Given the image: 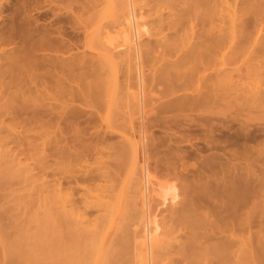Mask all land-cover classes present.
Returning a JSON list of instances; mask_svg holds the SVG:
<instances>
[{
  "label": "rangeland",
  "instance_id": "obj_1",
  "mask_svg": "<svg viewBox=\"0 0 264 264\" xmlns=\"http://www.w3.org/2000/svg\"><path fill=\"white\" fill-rule=\"evenodd\" d=\"M123 1H125V0H0V127H1L0 128V136H1L0 137V156H2V158L0 159L1 160L0 161V179L2 180V181H0V184H1V187H0V196L1 197L0 198L3 197L2 199H0V264H13V263H15V258L10 257L8 255L9 250L12 249V246H13L15 239H17V237L19 235L32 237V235H34L35 232L40 229L39 228L40 222L39 223L37 222L38 220H40L43 217L42 212L40 210H38L40 200L46 196V194H45L46 192H47V195H48V191H49V194L52 193V186L54 185V183H56L55 185H57L58 181L63 180L64 178L68 179L67 175L71 176L76 171V169L79 167L77 165L78 163L76 164L78 167L74 168L73 170L70 167L69 168L66 167L70 163V162H68L69 160L67 161V164L65 163L64 166L62 163L61 164L59 163L60 166H58V163H56V162H60V161L57 160L58 159L57 156H54L53 157L54 160H53L51 155H50V153H52L54 151V149L56 151L55 153H57V151L60 150L58 148V146L62 145V144L58 143L57 137L59 136L58 135L59 133L57 130L55 131V127L56 126L59 127L58 125L60 123H58L56 125V123L59 121H57L56 117H54V115L56 116L57 112L58 113L60 112L61 107H62L61 103L67 104L66 110H67V108L69 109V108H73V107H74L73 109L78 108L77 110H79V111H80V109L81 110L84 109V107L81 103L82 100L80 98L77 99L76 101L72 102V103L69 100L66 103L67 100L65 101V99H64L65 102L60 101L63 98L61 96H58L59 91L60 92L66 91L67 93L68 92L71 93V91H74V89L77 90V88H78V86L76 85L77 82H75V84H74V82L71 79L68 80V77L77 78L79 76L77 79L81 78L80 76H82V74H80V72H82L83 70L79 71V68H80L79 64H81L82 62H85L88 67L91 65L97 66V65L103 63L102 65H99V66H103V68H104V69L101 68V69H103V71L100 70V74L102 73V76L104 73L105 74L107 73V75H109V76L114 75V74L115 75L118 74L117 75L118 78L122 76V72L124 71L125 66H126L125 64L127 63L126 59H124L125 56L123 54H127V52H129V53L132 52L128 48L131 45L130 44V40H131L130 37L131 36H130V32H129V27L127 26V23H125V19L127 18V15H126L127 11H125L126 10V5H125L126 3ZM144 1H142V0L133 1L134 8H135L134 9L135 10L134 11V15H135L134 17H135V21L137 20L136 25L138 28L140 27L138 29L139 31L140 30L143 31V28H144L145 32H147L149 34L150 33L153 34V33H155L156 28H157V26H156L157 24L155 23L156 21L154 20L155 16L153 14H151L152 12H149V8L147 6L145 7L144 4L147 1H145V2ZM243 1L238 0V3H240L239 7L242 6V8H243V7L248 5V2L246 0H245L247 2V3L245 2L246 5ZM251 1L253 2L254 0H249L250 4H251ZM241 2L244 5H241ZM140 3H142V4H140ZM250 7L255 8L256 5H253ZM162 14L164 17H166L168 15V11L165 10ZM256 18L254 17V19H255L254 20L253 17L251 16V18L249 17L247 19L248 22H246V20L244 22H246V24L249 23V26L248 25H246V26L249 27L250 30H252L251 34L254 30L255 31L257 30L256 33L258 34L259 29H262L261 33L259 34V37L256 38L257 34L254 36H252L253 35L252 34L251 36L253 38H251V39H253V40L250 39L251 42L249 41L250 42V44L248 43L249 46H248V44H246V46H247L246 47L245 44H242L247 48L246 50L248 51V53H246L247 51L245 52V49H243V51L245 53H242V52H240V53H242L244 55H240V53H239V54L235 55V58L233 59V68L235 70V72L233 73L234 74L233 76H234V80L236 79L235 82H236V86H237L236 89H237V96H238V99L236 101L238 102V104L236 103V101H235L236 105L233 103L229 104V103H223L222 102L221 103L222 105L220 104L219 107L216 108V112L218 114H217V117L215 118L216 120L214 119L212 121L213 128L215 127L213 130H215V132L213 135H211V138L209 137L208 133H206L204 131V128L193 125L196 123H193L192 126L190 124H189V126H187V123L183 122V120H181L182 128L180 127L181 130H179V129L177 130V126H175V124H173L175 122L174 117L178 114L177 117L179 118L180 116H182V113H183V115L195 114V113L191 114L188 111L182 112L180 114L178 112H176L177 114L170 112V114H167V116L163 115L168 120L165 118L162 119L163 117H161L159 120H155L156 117L153 114L152 115L150 114V116L148 115L145 118L146 120L145 119H139L141 115L138 114L139 112H138V109L136 108V101L134 99L130 100V98H128L129 100H127V96L121 97V95L124 94L123 89H125L127 82L121 83V86L118 87V90H117V88H115L113 85L110 84V86H109L110 88H107V87L106 88L108 89V91L111 89L110 90L111 94L106 91L107 94L106 93L103 94L104 96H101L102 98L100 99V102L102 103L101 106H103L104 110L106 109V113L110 112V114H108V116L111 118V116L113 115L112 119H114L113 117L119 118V119L116 118L117 122H114V124H113L114 120H112V122H111L112 126L114 125L113 126L114 128L112 126H111V128H113V130L116 132L115 134H113L114 135L113 138H108L110 135L108 134V131H106V132L103 131V130H105V125H104V123L102 124L99 121V119H96L95 122L91 121L93 124L92 123L88 124V122H90L88 120L86 121L87 116L89 114L88 109L82 110V111H85L84 113L87 115H85L86 117H84L83 119H79L76 121V122L80 121V123L79 122L77 123L78 127H76L77 124H76V126L73 124L74 122L72 123V125L75 127L71 126V129L75 128V130H77L76 128H78V130H79V128L81 127L80 135H78L79 131L77 133L75 131V133L73 132L74 135L71 136L72 130H70L69 127H67V130L70 132V134L68 136L71 137V139L69 140L70 143L73 142V140L74 141L76 140L77 143L76 142L75 143L78 146L80 145L82 147L84 144H87V145H85V148L87 146V149H86L87 152H85L86 150L83 149L84 150L83 151V150H81L82 148L81 149L78 148V146L75 143H71L73 147L77 146L78 151L81 150L79 152V154L82 151L84 152L83 156H81L83 154V152L80 155L77 153V158H79V156H80L81 160L85 156L87 158V161L84 160V158H83V160L80 163H83V162L87 163L88 162L92 166V167L89 166L88 167V168H90L89 171H87V173H85V171H86L85 169H87V168H85L84 166L89 165V164L85 163L86 164L85 165L83 163L84 166L82 165L83 167L81 166L82 168L81 167H79V168H81L82 171L84 170L83 172L85 174L83 175L82 174L83 172H76V174L78 173V176H76L74 174L76 177H80L79 175L82 174L83 177L86 178L87 177L86 174H88L90 172V170L94 171V172H91L92 175H95V172L98 173V171L101 170V168H100L101 166L100 165L97 166V164H98L97 162H99L100 159L97 161L95 158V157H97V159H98L99 155L95 156L96 154L93 153L94 151L91 148L96 146L98 143H99L98 145H100L101 144L100 142H102V140H104V142H102L103 147L107 146V145L109 147V143H110V146L112 148V147H114V145L116 147H118L124 141H126V139L129 140L130 142L138 143V141L140 140V135H142V134H143L142 137L145 138L143 141V144L141 143V146L139 145L140 148L138 146L136 148L137 153H136L135 161H132L130 159H125V158H124V160L122 159L123 160L122 161L121 160L122 157H120V156L117 157V158L120 157V160L122 162L121 164L123 165V166H120L121 164H119V166L122 167V168L119 167L120 169L117 168L118 165H117V167L115 165V162L117 164V162L120 163V161L113 160L115 158V156H117L116 152L113 153V151L111 150L110 153L112 152L113 155L110 153L106 155V156H108L109 161H107L108 159L105 158L106 157L105 155L104 156L100 155L103 158H101L99 156L101 158L100 163L104 159L103 160L104 163L102 162L103 164H105L104 170L110 164L109 165L110 167H108L109 171L106 170L107 172L105 174V176H108V175L109 176L104 177L105 180H104V178H102L104 181H102V179L97 180V181L99 182L100 185L102 184L101 188L103 187V185L104 186L107 185L106 186L107 189L104 187L103 191L100 190L101 193L104 192L103 193L104 195L101 193L100 194L103 195V197L107 196L108 194H110V197L112 196L111 200L108 199L109 198L108 196H107L108 198L105 197V199H104L105 201H106V199H108L107 201H109L108 205H107V201H106V206H105V207H107V209L109 208L108 211L105 208L102 209L104 211L103 213L107 212L106 214L111 219H109L106 214L102 216L101 214H103V213H101V210L98 213L101 215V217H103V218L107 217L109 219V221L110 220L111 221L110 222L107 221L108 219L106 218L107 219L106 220L107 222H106L105 220H101L102 218L100 217L101 219H99V220L105 221V223H108V222L109 223L105 225V227H107V228H105L106 229L105 232L103 230L104 228L102 229L103 231L101 229L100 230L97 229L98 230L97 231V230H95V228H97V227L99 228V226L101 227V224L104 223L103 222L100 224L101 221H99L98 219H96L98 221H95V217L97 215H98L97 217H99L100 215L98 213H94V212H96L95 210H94V212H92V210H91L90 213L88 211V213L91 215H89L87 213L88 214L86 216L87 218H85V216H84L86 221L87 220L90 221L91 224H93V226L97 222L99 223L98 226L96 224V227H94V228L91 227L92 226L91 225V226H89L91 228H87L88 227L87 226V227H85V229L87 228V229L91 230L93 228L94 231H97V232L102 231L101 233L103 234V235L100 234L101 237L99 238V240L102 238L101 241H98L99 235L95 236L96 235L95 233H94L95 237L93 236V233L91 234V236L89 235L90 236L89 238H91V240H93V241L95 238H97L95 243L100 242V245H98V247H97L98 252H96L97 253L96 257H95L96 253H94L95 258L94 257L93 258L95 260L92 259V257H91V259H89V264L90 263L91 264H107L108 263L107 260L110 257L109 255H108L109 257L106 256L108 254L107 248H110V247L113 248V246H112L113 244L111 243L113 241H111V240H117V239H120L122 237H124V239H125L127 234H128L127 237H129V239H130V240H128V239L127 240L130 242L127 243V241H126V247L128 248V252H129L128 255L130 257L128 255L126 256V254H125L124 255L125 258L123 257L122 259L125 262V259H127V257H129L128 258V264H129V262H130V264H132V263L136 264V262L138 264H140L141 263L140 260L142 258V250L144 249V247L142 245V240L144 241V239H142L144 237L143 233L146 230L148 231L149 227H150L148 225V227H147L148 229H145V231L143 229L144 228V222H145V220H143V219H145L144 215H143L144 212L146 213L147 217L148 216L150 217V220L154 219L156 226H158L157 227L158 231H156L154 233L155 235H153V237L158 236L159 239H161L160 237L164 236V232L166 230V227L170 224L168 222V219L171 215L170 212H173V209H180L182 207V205L184 204V202H186V200H188L190 198V197L189 198L187 197L188 196L187 194L190 191V187L192 188L193 185H194L193 188H195V187L197 188L198 186H199V188L206 187L209 191H212L211 194H213L214 184L212 185V183H209V182H213L214 179L210 178L209 177L210 175L208 173L206 174L207 176H203L204 175L203 174L202 175L203 178H202V176L198 175L199 172L203 173L204 169H207L206 166H204L206 161L211 160V159H216L214 167L216 164L217 165L214 169H215V171L217 170L216 173H218L219 172L218 170L221 169L224 165H226L223 163V161L225 162V160L227 159L226 157H228V155L230 154L231 151L238 153V155L240 156L241 155L240 152H242V149L244 148L243 145L244 146L246 145L245 148H247V149L249 148L252 151H257L258 149L262 150L264 148V107H263L264 104H261L262 108L258 106V105H260L261 102H257V103H259L258 105H255V104H257V103H255L254 106H253V104L249 105V104L245 103V101L242 100L243 98H241V94L243 93L244 90L245 91L253 90L255 92L257 90L259 91V89L260 90L264 89V82H263L264 81L263 80L264 79V73H263L264 72V50H263L264 45L262 44L264 42H261V41H264V22H263L264 20H262V21L259 20L260 21V23H259V21H258L259 17H258V19H256ZM249 20H250V22H249ZM256 21H258V22L256 23ZM255 24H257V26ZM258 26H259V28H257ZM254 28H257V29H254ZM142 31H141V34H139V45H140V48L142 51H144V49L146 51L147 48H149L150 43L152 41H154V39H153V36L148 37V35L143 34L144 31L143 32ZM255 31H254V34H255ZM124 35L127 37V39H126V37L124 38ZM123 42H125V43L123 44ZM148 42H150V43H148ZM259 42H261V44ZM121 45L124 47L121 50L122 53L118 54L120 56L119 57L116 54L117 50H114L113 48H115L117 46H121ZM260 50H262L263 53L260 52ZM254 51H256V52H254ZM109 54L110 55L113 54L115 56L112 59L111 58L107 59L106 57H109ZM260 55H262V56H260ZM80 60H81V62H80ZM99 60H100V63H99ZM120 61H121V63H120ZM90 62H91V64H90ZM143 62H144V66H147V67H148V65L152 64L150 62H149L150 64L146 63L148 61H145V60ZM73 63H75V65ZM58 65H60L59 68L60 67L62 68L61 70L58 68ZM64 65H66L68 68H66V66H64ZM70 65L72 67H74V69L76 68L75 69L76 71L75 70L71 71V69H69V68H71ZM62 66H64L66 68L65 69L66 71L69 70L68 73L64 70V68ZM77 66H78V69H77ZM111 67L114 70H112ZM257 69H259V70H257ZM104 70H106V71H104ZM69 72H71V73L69 74ZM114 72H116V73H114ZM66 74H68V75H66ZM76 74H78V75H76ZM105 74H104V76H107ZM130 75H131L130 76L131 79L129 80L128 85H129V87H132L130 90V93H129V94H132L135 92V87H134L135 80L132 79L134 76L133 73H130ZM65 77H67V78L65 79ZM60 79H61V81H60ZM118 80L120 82L122 80V77L119 78ZM70 81H71V83H70ZM72 82H73V84H72ZM80 83H83V82H80ZM75 85L77 88L74 87ZM82 85H84V84H82ZM120 87L122 88L123 91L121 90ZM60 88H62V89H60ZM117 91H119L118 94L122 99H119ZM147 91L149 93V89H146V91H145L146 96H148ZM121 93H123V94H121ZM48 94H49V96H48ZM108 94H110L109 97L111 96L112 98L111 97L108 98L105 96ZM117 96H118V98H116ZM43 97H45V99ZM107 98H108V100H107ZM66 99H68V98H66ZM110 99H111V101H110ZM120 100H121V102L119 103ZM115 101H117V102H115ZM107 102L108 103L111 102L110 103L111 106H108L109 104ZM126 102H127V104H126ZM239 102L241 104H239ZM106 103H107V108H105ZM68 104H70V105H68ZM103 104H105V105H103ZM226 104H227V106H226ZM43 105H44V108L46 105L47 109L53 110V113H54V115H53L54 119L53 120H52V118H50L51 119V121H50V119H48L46 117H42L43 115L39 114L42 111L40 108L43 109V107H42ZM230 105H231V107H229ZM238 105H240V107ZM117 107H119V108H117ZM52 108H54V109H52ZM36 111L38 114L36 113ZM39 115H41V117ZM171 118H173V122H172ZM179 119H181V118H179ZM81 120H85V121L81 122ZM55 121H56V123H55ZM96 121H97V124H96ZM85 122H87L86 124H88V125H86ZM162 122H164V123H162ZM201 124H204V123H201ZM8 125H9V127H8ZM45 125L47 127L52 126V128H53V129L49 128L50 130L48 129L49 132L52 130L51 133H53L52 136H50V139H48L51 144H48L47 143L48 140L46 141V139H44L41 136V134H44V132L47 131L46 130L47 127H45ZM6 126H7V129H5ZM42 127H44V130L42 129ZM57 127H56V129H57ZM62 128L64 129V131H67V130H65L66 128H64V126H62ZM163 128H164V130H163ZM97 130L99 131V133ZM119 130H120V132H119ZM86 131H88V132H86ZM104 133H106V134H104ZM11 134H12V136H11ZM75 134L79 136V137L77 136L78 139L76 138ZM54 135L57 136L56 139H54ZM120 135H122L125 139L122 138ZM164 135H165V137H164ZM40 136H41V138H40ZM82 136H84V137H82ZM25 137L29 142L25 139ZM227 137L229 140L226 139ZM72 138H74V139L72 140ZM180 138L183 140H180ZM29 139H31V140H29ZM61 139H60L61 142L60 141L59 142L63 143L64 140H61ZM133 139H134V141H133ZM174 139H179V141H181V142H179L178 140H176V142H175ZM1 140H3V141H1ZM9 141H10V143H9ZM261 141H262V143H261ZM30 142H32V143H30ZM184 142H186V143H184ZM17 143L19 146L17 145ZM27 143H28V145H27ZM44 143H46L45 144L46 146L43 145ZM56 143H57V145H55ZM64 143L68 144V145L70 144V143H66V142H64ZM183 143L185 144V146ZM53 144L56 147H53L54 146ZM50 145H53V146H50ZM142 145H143V147L145 146V150H146L145 156H143L142 155L143 152L141 153V151H140V150H142ZM32 146H34V147L31 148ZM62 146L65 148L67 147L64 144ZM72 146H70V147H72ZM167 146H169V147H167ZM44 147L46 148V150ZM63 147H61V148H63ZM194 147L196 149L198 148V150H200L199 155L197 154L198 152L196 153V150ZM14 148H16V149H14ZM42 148H44V151ZM260 148H262V149H260ZM6 149L10 150L9 154H8ZM253 149H257V150H253ZM20 150H21V152H20ZM174 151H175V153H174ZM44 152L46 154L48 152H50L48 154L51 158L48 156V154L46 155ZM181 152H182L183 156H181L182 155ZM224 153L226 155H224ZM17 154H19V156ZM44 155L48 156L50 159H48ZM52 155H54V153ZM109 155H110V157H109ZM175 155H178V156H175ZM8 156L10 157V159H8L9 158ZM88 156L90 159H88ZM43 157H45V158H43ZM55 158H56V160H55ZM165 158H166V160H165ZM170 158H172V159H170ZM2 159H3V161H2ZM7 159H8V161H7ZM10 160L12 161V163ZM112 160H113V162H112ZM127 160H128V162H127ZM14 161H15V163H14ZM70 161H71V159H70ZM72 161L76 162V160L74 161L73 159H72ZM72 161H71V164L73 163ZM93 161L96 163H94ZM16 162H17V165H16ZM49 162H51V163H49ZM77 162H79V161L77 160ZM219 162L221 163L222 167H220L221 165ZM5 163H7V164H5ZM44 163H45V165H44ZM55 163L57 166L55 165ZM107 163H109V164L106 165ZM203 163H204V165H202ZM76 165H74L73 167H75ZM79 165H81V164H79ZM114 165H115V168H114ZM142 165H144L143 167L145 168L146 175H147V182H145L146 184L144 187V191H145L144 194H146L145 198H146V200H148L145 203L146 209H145V207L143 208L142 206H140V205H142L141 204V201H142L141 200V193H140V189L142 187V180H143V171L141 168ZM168 165H170V166H168ZM197 165H199V166L197 167ZM56 167H58V168H56ZM59 167H61V168H59ZM102 167H103V165H102ZM11 168H12V170L10 171L9 176H8L7 175L9 172L8 169L10 170ZM96 168H98L97 171L94 170ZM61 169H63V171L67 173V174H65V177H63L64 172L62 173ZM69 169H71L70 170L72 173L71 175L68 174V172L70 173V171H68ZM81 169L79 171H81ZM114 169H116V170H114ZM199 169H201V170H199ZM49 170H50V172H48ZM253 170L255 171V169H253ZM102 171H103V169H102ZM114 171H115V173H114ZM59 172H60V174H59ZM111 172H113L114 174ZM194 172L196 173V175ZM61 173H62V176H60ZM79 173H81V174H79ZM99 173H101V171ZM2 174L4 177L2 176ZM82 175H81V177H82ZM85 175H86V177H85ZM90 175L88 174V176H90ZM92 175L90 178L94 177ZM61 177H63V179H61ZM113 177L116 180L113 179ZM204 177H205V179H204ZM109 178H110V180H109ZM53 180H55V181H53ZM206 180H208L209 182ZM64 181L65 180H63L62 182H64ZM97 181L93 180V184L95 182L98 183ZM100 181H102V182L100 183ZM90 182H92V181H89L88 184L86 182H84V184H82V182H79L81 184H79V185L77 184V187L75 184H73V185L68 184V182L63 183L62 184L63 185L62 186V189H63L62 192H66V191H64V187L66 188L68 186V188H70V189L66 188V190H68V192L70 190H71L70 192H73L72 190H74L75 192H73V193H75L74 196H76V200L78 198V200H77V202H78V201H80V199L77 196H79V193L82 195L84 194L82 191V190H84V186L85 187L89 186V188L95 187L93 184H90ZM205 182H206V185L204 186L203 184H205ZM113 183H114V185H113ZM213 183H216V182H213ZM64 184H66V186ZM110 184H112V185H110ZM207 184H209V185H207ZM47 185L49 188L47 187ZM69 185L70 186L72 185L71 187L73 189ZM96 185H98V184H96ZM2 186H4V187H2ZM170 186H173V188L175 190L174 193L177 196L176 201L171 204V203H169L170 197H166V199L167 198L168 199H167V201H165L164 205L159 204V203H162L160 197L164 196L163 195L164 188L170 187ZM97 187H98L97 189L95 188L97 190V192H96V190H94V188H93L94 192L93 191L91 192L92 188L90 190L89 189L87 190L85 188V190H84L85 196L86 195L89 196L87 191L91 192L92 194H95V193L99 194L98 193L99 192V190H98L99 186H97ZM206 188H205V192L207 191ZM79 189H81V190H79ZM112 189H113V191H111ZM105 190L106 191L108 190L107 192H109V191L110 192L107 193ZM202 190H204V189H202ZM76 191H78L77 195H76ZM120 192H121V194H120ZM205 192H202V193H205ZM199 193H201V192H199ZM207 193H209V192L207 191L205 194H207ZM119 194H120V196H119ZM158 194L162 195V196L159 197ZM214 194H215V191H214ZM214 194H213V196H214ZM116 195H118V196H116ZM207 196L206 197L204 196V197L207 198ZM80 197H82V196H80ZM92 197H97V195L96 196L94 195ZM92 197L90 196L89 197L90 199L89 198L88 199L89 200L94 199ZM119 197H120V199H119ZM116 199H119V201ZM254 199L256 200V198H254ZM254 199H253V201H254ZM81 201H83V197H82ZM81 201H80V204H81ZM118 203H119V205H118ZM136 203H138V204L136 205ZM80 204H78V205L80 206V208H82L81 206H83V205L82 204L80 205ZM117 205H118V207H117ZM126 205H128V206H126ZM134 205H135V207H134ZM147 207H149V208L147 209ZM110 208H112V209H110ZM114 209H117V210H115L116 212H114ZM141 209L144 210L143 214H142ZM124 210L125 211L127 210L126 212L129 211L128 214L126 212L124 213ZM111 213H115V215L113 214L111 216ZM123 213L127 214L124 218H123V215H124ZM147 214H149V215H147ZM84 218H82V219L84 220ZM122 218H123V221H122ZM83 220H82V222H83ZM254 220L252 223L251 231H252L254 241H256V237L259 233L258 230L260 231L261 229L260 228L258 229L259 219H254ZM86 221H85V223H86ZM86 225H88V223L85 224V226ZM118 225L122 226L121 229H122V231L123 230L125 231V233H126L125 236H123V234H121L119 237L121 229L119 228ZM80 226H79V228H80ZM103 226H104V224H103ZM117 228L120 230L119 234L117 233V231H118ZM116 229H117V231H116ZM151 229H153V227L152 228L150 227V230ZM263 230H264V228H263ZM82 231H83V229H82ZM87 231L88 230H86V231L84 230V233L87 234V235L85 234L84 236H86L88 238V232ZM254 232H255V235H254ZM90 233H91V231H90ZM146 234H148V233L146 232ZM114 235H116L118 238ZM115 238H117V239H115ZM156 238L153 240H158V238L157 239ZM163 239H164V237H163ZM163 239H161V240H163ZM86 240H88V239H86ZM89 240H88V242H89ZM93 241L91 242L92 244H93ZM148 241H149V238H148L147 242ZM179 241H181L180 243L184 242L182 239L178 240V242ZM116 242L117 241H115V243ZM159 242L160 243H157V241H156L158 246H159V244H161L162 241H159ZM156 243H154L155 248L157 247ZM109 244L110 245L112 244V245L109 246ZM94 246L96 247V245H94ZM95 247H94V252L96 251ZM112 248H110V250H113L115 247L113 249ZM131 252H134V253H131ZM140 253H141V258L137 259L136 257ZM109 254L112 255V252L110 251ZM131 254L134 256H132ZM103 258H104V260H103ZM106 258H107V260H105ZM132 259H133V261H132ZM135 259L137 261H135ZM93 260H94V262H93ZM109 261H110V259H109ZM124 262H122V263H124ZM111 263H108V264H111ZM142 263H143V261H142Z\"/></svg>",
  "mask_w": 264,
  "mask_h": 264
},
{
  "label": "bare ground",
  "instance_id": "obj_2",
  "mask_svg": "<svg viewBox=\"0 0 264 264\" xmlns=\"http://www.w3.org/2000/svg\"><path fill=\"white\" fill-rule=\"evenodd\" d=\"M133 1H135V0L123 1L126 3L125 4L126 5L125 11H127V14H126L127 18L125 19V23H127V26L129 27V32H130V36H131L130 37V39H131L130 44L131 45L128 48L132 52L131 53L127 52V54H123L125 56V58L124 57L123 58L126 59L127 63L125 64L126 65L125 69L122 72V76H121L122 80L119 82L118 79L121 77L118 78V76H117L118 74H116V75L114 74V75L109 76V75H107V73L106 74L104 73L107 76H104V74L102 76V73L100 74V70L103 71L104 68H103V66H99V65H102L103 63H101L97 66L91 65L88 67L85 62H82L81 64H79L80 65L79 71L83 70L82 72H80V74H82V76H80L81 78L77 79L79 76L77 78H75V77H72L73 75L71 76L73 79L68 77V80L71 79L74 82V84H75V82H77L76 85L78 86V88L76 87V85L74 86L77 88V90L74 89V91H71V93L70 92L67 93L66 91L65 92L59 91L58 96H61L63 98L60 101L65 102L67 100L66 101V103H67L69 100L72 103V102H74L80 98L82 100L81 103L84 107V109H82V110H86V109L89 110V114L87 116V119L85 118L86 121L87 120L90 121V122H88V124L92 123L91 121L95 122L96 119H99V121L102 124L104 123V125H105V130H103V131H105V132L108 131V134L110 135L108 138H113L114 137L113 134H115L116 132L113 130L114 125L112 126L111 122H112V120H114L113 121V124H114V122H117L116 118L117 119H119V118L113 117L114 119H112L113 115L112 116L110 115L111 116V118H110L108 116V114H110V112L106 113V109L104 110L103 106H101L102 103L100 102V99L102 98L101 96H104L103 94H105L106 91L108 93H110L111 89L109 91L107 89V88H110L109 87L110 84L113 85L115 88H117V90H118V87L121 86V83L127 82V85H128L129 84L128 82L131 79L130 73H133L134 76L132 79L135 80V83H134L135 92L132 94H129L132 87H129V85L128 86L126 85V87L124 86L125 89H123L125 95L123 93H121V94H123V95H121V97L127 96V100H129L128 98H130V100L134 99L136 101V108L138 109V112H139L138 114L141 115L139 119H145L148 115L150 116V114L151 115L153 114L156 117L155 120H159L161 117H163L162 119H164L165 116H167V114H170V112H173V113L178 112L180 114L182 112L188 111L191 114L192 113H195V114L183 115V113H182V116L179 117L181 119H179L177 117L178 114L176 113L177 115L174 117L175 122L173 124H175V126H177V130L178 129L181 130V128H182L181 120H183V122H186L187 126H189V124L192 126L193 123H196L193 125L204 128V131L206 133H208L209 137L211 138V135H213L215 132V130H213L215 127L213 128L212 121L217 117V114H218L216 112V108L219 107V105L222 102L223 103H229V104H231V103L235 104V101L238 99L237 89H236L237 86H236V82H235L236 79L234 80V76H233L234 75L233 73L235 72V70L233 68V59L235 58V55L239 54L240 52L245 53L247 51L246 50L247 49L246 44H248V43L250 44L251 40H253V39H251V38H253L252 36L257 34L256 33L257 30L256 31L254 30L255 34H254V31L252 32L253 35L251 34L252 30H250V28L246 26V25L249 26V23L246 24V22H248L247 19L249 17L251 18V16L253 17V19H254V17L255 18L257 17L256 19H258V17H259L258 21L264 20V0H254L253 2L251 1V4L249 3V0H246L248 2L249 6L247 5L248 7L245 6L243 8H242V6L239 7L240 3H238V0H145L147 2L142 0L145 2V4H144L145 7L147 6L149 8V12H152L151 14H153L155 16L154 20L156 22L155 21L154 22L157 24L156 25L157 28H156L155 33H153V34L152 33L149 34V33L145 32L144 28H143L144 32L142 30H140V31L138 30L140 27L138 28L136 25L137 20L135 21V17H134L135 16L134 15V11H135L134 9L135 8H134ZM241 1H243V0H241ZM246 1L244 0L243 2L245 3ZM246 3H245V5H246ZM140 4H142V3H140ZM241 5H244V4L241 2ZM253 5H256V7L255 8L250 7ZM165 10L168 11V15L166 17H164L162 14ZM245 20H246V22H244ZM258 21H256V23ZM249 22H250V20H249ZM259 23H260V21H259ZM255 25L257 26V24H255ZM257 28H259V26ZM257 28H254V29H257ZM141 31L143 32V34L148 35V37L153 36V39H154V41H152V42L150 41L151 43L148 42V43H150L151 46L149 45V48H147L146 51H145V49H144V51H142L140 48V45H139V34H141ZM261 31H262V29H259V33L256 35V38L259 37V34L261 33ZM125 37L126 36L124 35V38ZM126 39H127V37H126ZM261 42H264V41H261ZM261 42H259V43L261 44ZM124 43L125 42H123V44ZM242 44H245L246 47ZM249 44H248V46H249ZM262 44L264 45V43H262ZM123 47L124 46L121 45V46H117V47L113 48L114 50H117L116 51L117 56H119L118 54L122 53L121 50ZM243 49H245V52L243 51ZM254 52H256V51H254ZM260 52L263 53L262 50H260ZM242 53H240V55H244ZM246 53H248V51ZM114 56L115 55H113V54L112 55L109 54V57H106V58L112 59ZM260 56H262V55H260ZM100 60H99V63H100ZM144 60L148 61L146 63H148V64L152 63V64L148 65V67L144 66V62H143ZM80 62H81V60H80ZM120 63H121V61H120ZM73 64L75 65V63H73ZM90 64H91V62H90ZM59 66L60 65H58V68H59ZM64 66H66V65H64ZM64 66H62L64 68V70L66 68H68L67 66H66V68ZM101 68H103V69H101ZM59 69L61 70L62 68L60 67ZM69 69H71V71H73L76 68L74 69V67L71 66V68H69ZM77 69H78V66H77ZM112 70H114V69L112 68ZM257 70H259V69H257ZM68 71H66V72L68 73ZM104 71H106V70H104ZM70 73L71 72H69V74ZM114 73H116V72H114ZM66 75H68V74H66ZM76 75H78V74H76ZM66 78L67 77H65V79ZM60 81H61V79H60ZM73 82H72V84H73ZM80 82H83V83H80ZM70 83H71V81H70ZM82 84H84V85H82ZM60 89H62V88H60ZM146 89H149V93L147 91L148 96L145 95ZM121 90H122V88H121ZM118 93H119V91H117V94ZM110 94L105 95V96L110 98L111 97V96L109 97ZM48 96H49V94H48ZM118 96H119V94H118ZM118 96L116 98H118ZM121 97L119 96V99H122ZM43 98L45 99V97H43ZM66 98H68V99H66ZM108 98H107V100H108ZM241 98H243L242 100L245 101V103H247L249 105L253 104V106L255 103L261 102L260 105H258L259 103L255 104V105H258L259 107L262 108L261 104H264V89L263 90L259 89V91L257 90L255 92L253 90H250V91L244 90L243 93L241 94ZM64 99H65V101H64ZM110 101H111V99H110ZM115 102H117V101H115ZM120 102H121V100L119 101V103ZM107 103H106V105L103 104L106 106V107L104 106L105 108H107ZM110 103L111 102L108 103L109 104L108 106H111ZM236 103L238 104L237 101H236ZM70 104H68V105H70ZM126 104H127V102H126ZM239 104H241V103L239 102ZM66 105L67 104H65V103H61V106H62V107L60 106L61 110L59 113L57 112L56 116L54 115L53 110L46 108V105H45V108H44V105L42 106L43 109L40 108L42 111L39 114L43 115L42 117H46L48 119L52 118V120L54 119V117H56L57 121H59L57 123L55 121L56 125L58 123H60L62 126H64V128H66L65 130H67V127H69V129L72 130L71 136L74 135L73 132L75 133V131H76V133L79 131L78 135H80L81 127L79 128V130H78V128H76L77 130H75V128L71 129V126H73L72 125L73 122H74L73 124L76 126V124L78 122L80 123V121H78V122H76V121L79 119H83L84 117H86L85 115H87V114H85L84 113L85 111H82L81 109H80V111L77 110L78 108L73 109L74 107L69 108V109L67 108V110H66V107H67ZM226 106H227V104H226ZM238 106L240 107V105H238ZM229 107H231V105ZM117 108H119V107H117ZM52 109H54V108H52ZM36 113H37V111H36ZM41 115H39V116L41 117ZM53 115H54V117H53ZM163 115H165V116H163ZM165 119H167V118H165ZM171 119L173 122V118H171ZM50 121H51V119H50ZM82 121L84 122L85 120H81V122ZM86 123L87 122H85V124ZM162 123H164V122H162ZM201 123H204V124H201ZM60 124L58 125L59 127L56 126L57 129L55 127V131L56 130L58 131L59 134L58 133L57 134L59 136L57 134L56 135L58 137L54 135V139H56V137H57L59 144H62V145L64 144L67 146L68 144H65L64 142L70 143L69 140L71 139V137L68 136L70 134V132L68 130L64 131V129L62 128V126ZM88 124H86V125H88ZM96 124H97V121H96ZM75 126H73V127H75ZM111 126L113 128H111ZM8 127H9V125H8ZM45 127H47V126L45 125ZM76 127H78V124ZM49 128H52V126L47 127L46 130L48 132L43 131L44 134H41V136L44 139H46V141L48 139H50V136H52V134H53V133H51L52 130L49 132V130H50ZM5 129H7V126ZM42 129L44 130V127H42ZM163 130H164V128H163ZM86 132H88V131H86ZM119 132H120V130H119ZM98 133H99V131H98ZM104 134H106V133H104ZM78 135L75 134L76 138ZM11 136H12V134H11ZM41 136H40V138H41ZM120 136L122 138H124L122 135H120ZM142 136H143V134L140 135V140L138 141V143H133V142H130L129 140L126 139V141L123 140L124 142L121 145H119L118 147H116L114 145V147H112V148L110 146V143H109V147L106 143L105 144L107 146L103 147L102 142H104V140H102V142H100L101 143L100 145H98L99 143L96 146L93 145L94 147L91 149L94 151L93 153L96 154L95 156H97V155H99V156L105 155L106 156L107 154L110 153L111 150L113 151V153L116 152L117 156L114 155L115 158L113 160L120 161V163L117 162V164L114 161L116 167L118 165L117 168L120 169V168H122L120 166H123L121 164L122 159L124 160V158H125V159H130L132 161H135L136 153H137L136 148H137V146L139 147V145L141 146V143L143 144V141L145 139ZM82 137H84V136H82ZM164 137H165V135H164ZM228 137L226 139H228ZM25 139H26V137H25ZM60 139L64 140V142L60 143L61 142ZM73 139L74 138H72V140ZM29 140H31V139H29ZM174 140H175V142H176V140L179 141V139H174ZM180 140H183V139L180 138ZM1 141H3V140H1ZM133 141H134V139H133ZM75 142H76V140L75 141L73 140V142H71V143H75ZM179 142H181V141H179ZM9 143H10V141H9ZM30 143H32V142H30ZM47 143L51 144L49 140L47 141ZM184 143H186V142H184ZM261 143H262V141H261ZM45 144L46 143H44L43 145H45ZM70 144L66 148L63 147L62 145L61 146L59 145L58 148L60 150H58L57 153H55L56 152L55 149H54V151L52 150L53 151L52 153H50V152H48V153H50L53 160H54L53 157L57 156V158H58L57 160L60 161V162H56V163H58V166H60L61 163L64 166L65 163L67 164V161L69 160L68 162H70V163L66 167H68V168L70 167L73 170L74 168H76L78 166L79 167H81L82 165L84 166V164L86 163V162H83L84 164L80 163L83 160V158H84V160L87 161L86 156L83 157L81 160L80 156H79V158H77V153L79 154V152L83 149L86 150L87 146L85 148V145H87V144H84L82 147L80 145H79L80 146L79 147L76 144L78 146V148H80V149L82 148L79 151H78L76 145H75L76 147H73L72 144L71 145ZM17 145H18V143H17ZM27 145H28V143H27ZM53 145H50V146H53ZM55 145H57V143ZM55 145L53 147H56ZM70 146H72V147H70ZM184 146H185V144H184ZM245 146L243 145L244 148L242 149V152H240L241 153L240 156L238 155V153L231 151L230 154L228 155V157H226L227 159L225 160V162L222 160L223 163L226 164L223 167H222L221 163L219 162L221 165L220 167H222V168L221 169L218 168L219 169L218 173H216L217 170L215 171V169H214L217 165L216 164L214 167L216 159H211V160L206 161L205 165H204V163L202 164V165L206 166L207 169H204V171L202 170L203 173L199 172L198 175L202 176L204 174L203 176H207L206 174L208 173L210 175L209 177L214 179L213 182H216V183L209 182L208 180H206L209 183H212V185L214 184V191H215V194L213 191L214 196H213V194H211L212 191H209L206 187L199 188V186H198L197 188L196 187L193 188L194 185L192 188L190 187V191L188 190L189 193L187 194L188 195L187 197L188 198L190 197V198L188 200H186V202H184L185 200L183 201L184 204L182 205V207L180 209H173V212H170L171 215L168 219V222L170 224L166 227L165 232L163 231L164 232V236H163L164 239L160 235L161 236L160 238L163 240L159 239L158 236L153 237V235H155L154 233L156 231H158V229H157L158 226H156L154 219L150 220V217L149 216L147 217L144 210L141 209L142 214L144 212L143 215L145 218V219H143V220H145L144 228H143L144 231H145V229H148L147 228L148 225L151 228L153 227V229H151L152 230L151 231L150 227H149V230L148 231L146 230L143 233L144 237L142 236L143 237L142 239H144V241L142 240V245H143L144 249L142 250V258H141V253L138 254L137 257L135 256L137 259L141 258L140 264H264V234H263L264 233L263 232L264 231L263 230V228H264L263 227L264 226V177H263L264 176V150L263 149L264 148L263 149L260 148L262 150L253 149V150H257V151H252L249 148H248L249 150L247 148H245ZM33 147L34 146H32L31 148H33ZM61 147H63V148H61ZM167 147H169V146H167ZM44 148H42L43 151H44ZM14 149H16V148H14ZM45 150H46V148H45ZM195 150H196V153L198 152L197 154L199 155L200 150H198V148L197 149L195 148ZM9 151L10 150H7L8 154H9ZM140 151H141V153L143 152L142 153L143 156L146 155L145 146L143 147V145H142V150H140ZM20 152H21V150H20ZM85 152H87V150ZM182 152H181V154H182ZM53 153H54V155H52ZM174 153H175V151H174ZM225 153H224V155H226ZM19 154H17V155L19 156ZM110 154H112V152ZM83 155H84V152L81 156H83ZM48 156H49V154H48ZM48 156H45V157L50 159L51 157L49 156L50 157L49 158ZM99 156H98V159H97V157H95L97 161L99 159L101 160V158H103L101 156H100L101 157L100 158ZM118 156L122 157L121 160H120V157L117 158ZM175 156H178V155H175ZM181 156H183V154ZM45 157H43V158H45ZM109 157H110V155H109ZM1 158H2V156H0V159ZM105 158L108 159V156H106ZM8 159H10V157ZM8 159H7V161H8ZM70 159H71V161H72V159L74 161L76 160V162L72 161L74 164L73 163L71 164ZM88 159H90L89 156H88ZM170 159H172V158H170ZM55 160H56V158H55ZM77 160L79 162H77ZM100 160H99V162H97L98 163L97 166H99V165L101 166L100 167L101 170L99 169L101 171V173H99L100 171H98V173L95 172V175H92L91 172H94V171L90 170V172L88 174L89 175L91 174L92 176H94L92 178H90L91 175L88 176V174H86L87 177L85 175L86 178L83 177V175L85 173H87V171H89V169H90L88 167L91 165L88 162L86 164H89V165L85 164L86 166H84L85 168H87V169H85L86 170L85 173L83 172L84 170L82 171V169H81L83 166L81 168L78 167L76 169V171L74 170L75 172L73 171L74 172L73 174L70 171L71 169H69L68 171H70V173L68 171L67 172L70 175L72 174L71 175L72 177L67 175L68 179H65V178L63 179V177H65V174H67V173L64 172L63 169H61L62 170L61 172L62 173L64 172V174H63L64 176L61 177V179L65 180L66 182L65 181L62 182L63 180H60L61 182L58 181L57 185H55L56 183H54V185L52 186V193L49 194V191H48V195H47V192H46L45 193L46 196L40 200L41 204L39 203L38 210H40L43 214V217L37 221L38 223L40 222V227H39L40 229L38 231H36L35 234L32 235V237L19 235L17 237V239H15L13 246H12V249L9 250V253H8V255L10 257L15 258V263H13V264H89V259H91V257H92V259H94L96 257V255H97L96 252H98L97 247H98V245H100V242L95 243L97 238H95L93 241L89 237L91 236L92 233L94 236V233H95L96 234L95 236L99 235L98 241H101L102 238L99 240V238L101 237L100 234H102L101 232L103 230L105 232V230H106L105 228H107V227H105V225L111 221V220L109 221V219H111V218L108 217V215L106 214L107 212L103 213L104 211L102 209H104V208L107 209V207H105L106 201L108 199L111 200V197H112V196L110 197V194L107 195L109 198L107 196L103 197L104 192L101 193V191H100V190L103 191L104 187L106 188L107 185L106 186L103 185V187H102L103 189H102L101 188L102 184L100 185L97 180H100L104 177H108L109 175L105 176V174L107 172L106 170L109 171L108 167H110L109 166L110 164L107 163L106 165L109 164L108 167L106 166L108 169L106 168L104 170V168H105L104 167L105 164H103L104 159L101 161V163H100ZM113 160H112V162H113ZM165 160H166V158H165ZM2 161H3V159H2ZM107 161H109V159ZM127 162H128V160H127ZM11 163H12V161H11ZM14 163H15V161H14ZM49 163H51V162H49ZM56 163H55V165H56ZM94 163H96V162H94ZM5 164H7V163H5ZM79 164H81V165H79ZM119 164H121V165L119 166ZM16 165H17V162H16ZM44 165H45V163H44ZM74 165H76V166L73 167ZM102 165H103V167H102ZM115 165H114V168H115ZM143 166L144 165H142V167H141L142 171H143V180H142V187L140 189L141 200H142L141 204L142 205H140V204L139 205L142 206L143 208L145 207V209H146L145 203L148 200H146V198H145L146 194H144V192H145L144 187L146 184L145 182H147V175H146V170ZM168 166H170V165H168ZM198 166L199 165H197V167ZM56 168H58V167H56ZM59 168H61V167H59ZM80 169H81V171H79ZM102 169H103V171H102ZM201 169H199V170H201ZM253 169H255V171ZM11 170H12V168L10 170L8 169V171H9V172L7 171L8 176H9V173ZM94 170L97 171L98 168H96ZM114 170H116V169H114ZM48 172H50V170ZM76 172H83L82 173L83 175L81 173H79L82 175V177H81V175H79L80 177H76V176H78V173L76 174ZM62 173L60 176H62ZM111 173H113V172H111ZM114 173H115V171H114ZM59 174H60V172H59ZM195 175H196V173H195ZM2 176H3V174H2ZM203 176H202V178H203ZM113 179H115V178L113 177ZM204 179H205V177H204ZM93 180L97 181L98 183L95 182L93 184ZM104 180H105V178H104ZM104 180L102 179V181H104ZM109 180H110V178H109ZM0 181H2V180L0 179ZM53 181H55V180H53ZM89 181H92V182H90V184H93L95 186V187H93L94 190H96L98 188L97 186H99V189H98L99 194H97V193L92 194L91 192L93 191V188L92 187L89 188L88 185H87L88 187H85L83 185L84 190H85V188L87 190L88 189L90 190L92 188V190H91V192L86 190L89 196H87V195L85 196L84 190H82L84 193L83 195L79 193V196H77V197H79L80 201L83 197V201H81V204L83 205V206H81L82 208H80V206L78 205V204H80V201H78L79 203L77 202L78 198L76 200V196H74L75 193H73V192H75L74 190H72L73 192H70L71 190L68 192V190H66V188H68V186H67L66 188L64 187V191H66V192H62V190H63L62 184L63 183L68 182V184H72V185L75 184L77 187V184L78 185L81 184L79 182H82V184H84V182H86L88 184ZM102 181H100V183ZM96 184H98V185H96ZM64 185L66 186V184H64ZM110 185H112V184H110ZM113 185H114V183H113ZM203 185L205 186L206 182ZM207 185H209V184H207ZM0 187H1V184H0ZM2 187H4V186H2ZM47 187H48V185H47ZM205 188L207 189V191L209 193L205 194L207 192V191L205 192ZM68 189H70V188H68ZM81 189H79V190H81ZM202 189H204V190H202ZM78 191H76V195L78 194ZM111 191H113V189ZM174 191L175 190H174L173 186L165 187L164 192H163L164 196L158 194L159 197L162 196V197H160L162 203H159V204L164 205L165 201H167V199H168V198L166 199V197H170L169 203H171V204L174 203L176 201V197H177L175 195ZM96 192H97V190H96ZM109 192H107V193H109ZM199 192H201V193H199ZM202 192H205V193H202ZM100 193L103 195H101ZM120 194H121V192H120ZM120 194H119V196H120ZM94 195L95 196L97 195V197H92ZM203 195L205 197L208 195L209 197L207 196V198H205ZM80 196H82V197H80ZM90 196L92 198H94V199L96 198V199L95 200L94 199L89 200ZM116 196H118V195H116ZM105 197L108 198V199H106V201L104 200ZM2 198H0V199H2ZM254 198H256V200ZM119 199H120V197H119ZM119 199H116V200L119 201ZM253 199H254V201H253ZM108 202L109 201H107V205L109 204ZM137 204L138 203H136V205ZM118 205H119V203H118ZM118 205H117V207H118ZM126 206H128V205H126ZM134 207H135V205H134ZM148 208L149 207H147V209ZM108 209H107V211H108ZM110 209H112V208H110ZM91 210H92V212H94V210H95L96 212H94V213H98L101 210V213H103L101 215L103 216L106 214L107 217L109 218L108 219L106 217L108 219L107 220L106 218L101 217V215L99 213L98 214L100 216L97 217L98 216L97 215L95 217V221H98L101 218H102L101 220L109 221L108 223H105V221L99 220V221H101L100 224L104 222L103 223L104 226H103V224H101V227L99 226V228L97 227V228H95V230H97V229L102 230L104 228L101 232H97L98 230L94 231V229H93L94 227H96V224L98 226V224H99L98 222L93 226V224H91L90 221L87 220L88 221L87 222L85 219V218H87L86 216L91 212ZM115 210H117V209H114V212H116ZM88 211H89V213H88ZM126 211L124 210V213ZM128 212H126V213L128 214ZM113 214L115 215V213H111V216ZM127 214H124L123 218ZM89 215H91V214H89ZM147 215H149V214H147ZM84 216H85V218H84ZM82 218H84V220ZM123 218H122V221H123ZM96 219H98V220H96ZM254 219H259L258 229L259 228L261 229L260 231L258 230V232H259L258 235L256 234L257 235L256 241H254L252 231H251L252 223H253ZM82 220L84 223L82 222ZM85 221H86V223H85ZM87 223H88V225L85 226V224H87ZM121 225H118L120 229L122 228ZM79 226H80V228H79ZM89 226H91L93 228L91 230L87 229V228H91ZM85 227H87V228L85 229ZM82 229H83V231H82ZM117 229H116V231H117ZM84 230L85 231L88 230L87 231L88 232V238L86 236H84L86 234V233H84ZM90 231H91V233H90ZM119 231L120 230L118 229V231H117L118 234H119ZM146 232L148 234H146ZM121 234H123V236H125L126 233L124 230L122 231V229H121L119 237ZM116 235H114V236H116ZM254 235H255V232H254ZM127 236H128V234L126 235L125 239L122 236H121L122 238L117 239L118 237L116 236L117 238H115V239H117V240H111L114 243H115V241H117L115 244L110 241L113 244V245L111 244L113 246V248L114 247L115 248L113 249L112 247H110L113 250H110V248H107L108 250L106 249L107 253H108L106 256L107 257L110 256L113 259L112 260L109 257L107 260V258H106L105 260H107L108 263L112 262L111 264H124L126 262L125 264H128V258L130 256L128 255L129 252H128V248L126 247V241L128 243V242H130V241H128L130 239ZM156 237L158 238L159 241H162L161 244H159V246L157 245V243H160V242L158 240H153ZM148 238H149V241H148L149 243L147 242ZM86 239H88V240L90 239L89 242ZM180 239H182L184 242H182V243H180L181 241L178 242V240H180ZM92 241H93V244L91 243ZM156 241H157V243H156ZM154 243H156V245H157L156 248H155ZM94 245H96V247ZM111 245L109 244V246H111ZM94 247L96 250L95 252H94ZM110 251L112 252V255L109 254ZM94 253H96L95 257H94ZM131 253H134V252H131ZM125 254H126V256L128 255L129 257H127V259H125V262H124L122 258L123 257L125 258V256H124ZM132 256H134V255H132ZM109 259H110V261H109ZM133 259H132V261H133ZM94 260H93V262H94ZM103 260H104V258H103ZM135 261H137V260L135 259ZM142 261H143V263H142ZM122 262H124V263H122ZM129 264H130V262H129ZM136 264H138V263L136 262Z\"/></svg>",
  "mask_w": 264,
  "mask_h": 264
}]
</instances>
